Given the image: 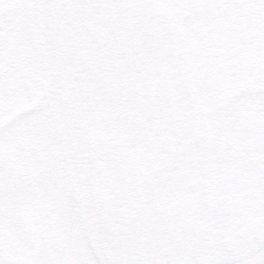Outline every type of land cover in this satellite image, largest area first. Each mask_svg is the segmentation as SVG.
I'll use <instances>...</instances> for the list:
<instances>
[{"label":"snow or ice","instance_id":"snow-or-ice-1","mask_svg":"<svg viewBox=\"0 0 264 264\" xmlns=\"http://www.w3.org/2000/svg\"><path fill=\"white\" fill-rule=\"evenodd\" d=\"M0 264H264V0H0Z\"/></svg>","mask_w":264,"mask_h":264}]
</instances>
